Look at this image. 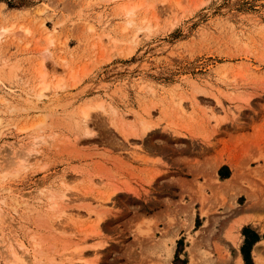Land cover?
Wrapping results in <instances>:
<instances>
[{"label":"rangeland","instance_id":"374dc122","mask_svg":"<svg viewBox=\"0 0 264 264\" xmlns=\"http://www.w3.org/2000/svg\"><path fill=\"white\" fill-rule=\"evenodd\" d=\"M240 186L264 198V0H0V264H243L245 225L264 264Z\"/></svg>","mask_w":264,"mask_h":264},{"label":"bare ground","instance_id":"6f19581e","mask_svg":"<svg viewBox=\"0 0 264 264\" xmlns=\"http://www.w3.org/2000/svg\"><path fill=\"white\" fill-rule=\"evenodd\" d=\"M131 12V10H129L128 11V13L127 14H129ZM49 86L47 85V84H44L41 88L42 89H46V88H48ZM41 95V94H40ZM39 95V96H40ZM88 115H89V111L88 110H84L83 112H82V118H83V121H84V124H85V126H86V124L88 123L87 122V117H88ZM233 164V165H232ZM231 165L233 166L231 169H232V172H233V174H234V176H237L238 177V174H239V172H238V169L239 168H237V166L236 165H234L235 163H232ZM233 176V177H234ZM241 176V175H240ZM239 176V177H240ZM233 177H230L229 179H226V181H224L223 182V186L224 187H231V186H234L233 185V182H231V180L233 179ZM234 179H237L236 177L234 178ZM237 184V183H236ZM243 185V184H242ZM225 189V188H224ZM235 189H238V191L237 192H239L240 193V191L241 192H245L246 194H247V189H245L246 191H244V188L243 187H238V188H236L235 187ZM230 190H233V189H230ZM246 197H248V202H250L248 205H247V208L250 210V211H254L252 214H254L255 212H258L259 210H261V209H264V198H262V197H259V196H257L256 195V193L254 192H252V191H250V193L248 192V194H247V196ZM234 199V198H233ZM108 201V200H107ZM230 207V210H229V212L230 213H234V212H238V210H239V206L237 205V203H236V201H232V204H231V206H229ZM227 210V209H226ZM228 211V210H227ZM62 212L64 213L65 212V210H62ZM89 214V213H88ZM191 214V213H190ZM242 214V213H241ZM207 215H209V214H207ZM229 215V214H228ZM244 215H246V214H244ZM255 215H257L256 213H255ZM250 216H252L253 218H257V217H259L260 215H257V217L255 216L254 217V215H251L249 212L247 213V215H246V217L245 218H243L242 219V221L244 222V221H249V222H255V221H257V219H253L252 217H250ZM192 217V216H191ZM209 217V216H208ZM259 219H260V217H259ZM100 220V219H99ZM190 222V221H189ZM257 223V222H256ZM207 224V223H206ZM232 235V234H231ZM174 236V235H173ZM235 236V235H234ZM235 239V238H234ZM233 242V241H232ZM262 243H264V242H262ZM258 244L259 243H257L254 247H253V249H252V254L254 255L253 256V259L254 260H256V263L258 262V264H259V258H258V256L260 255H258V253L259 252H257V248H255V247H257L258 246ZM259 247V246H258ZM75 249H77V248H75ZM172 247H171V249L169 250V254H171L172 253ZM80 252H81V250H80ZM80 252H77L78 254H81ZM10 256H13L12 257V260H11V262H10V264H18V262H23V258L21 257V256H19L18 254H16V253H11V250H10ZM237 258H239V256H237ZM236 258V259H237ZM264 258V257H263ZM234 259V258H233ZM237 260H239V259H237ZM261 262V261H260ZM236 263L237 264H239L240 262L239 261H236ZM209 264V263H208ZM262 264V263H261Z\"/></svg>","mask_w":264,"mask_h":264},{"label":"trees","instance_id":"16d2710c","mask_svg":"<svg viewBox=\"0 0 264 264\" xmlns=\"http://www.w3.org/2000/svg\"><path fill=\"white\" fill-rule=\"evenodd\" d=\"M241 233L244 237L243 243L240 246V253L242 256L243 264H253L251 257V249L252 246L260 240V236L254 229L247 225L242 227Z\"/></svg>","mask_w":264,"mask_h":264},{"label":"crops","instance_id":"0c3cea01","mask_svg":"<svg viewBox=\"0 0 264 264\" xmlns=\"http://www.w3.org/2000/svg\"><path fill=\"white\" fill-rule=\"evenodd\" d=\"M244 222H249V221H244ZM264 230V229H263ZM255 246V245H254Z\"/></svg>","mask_w":264,"mask_h":264}]
</instances>
